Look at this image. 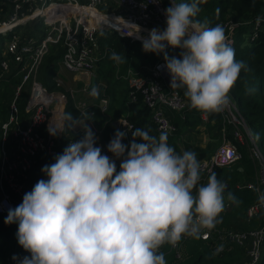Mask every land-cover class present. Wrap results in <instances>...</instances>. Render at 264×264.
Here are the masks:
<instances>
[{"label":"clouds","instance_id":"clouds-1","mask_svg":"<svg viewBox=\"0 0 264 264\" xmlns=\"http://www.w3.org/2000/svg\"><path fill=\"white\" fill-rule=\"evenodd\" d=\"M200 4L172 2L165 10L166 28L137 38L146 53L163 55L170 87L183 89L192 109L209 114L229 104L247 66L236 59L222 25L193 22ZM169 48L180 49L179 57L170 56ZM110 59L124 62L115 51ZM98 91L93 87L90 94ZM65 120L78 125L80 117L66 113ZM48 131L60 133L52 125ZM83 131L82 139L42 168L47 179L9 209L5 223L18 225L17 241L30 254L14 255L16 264H167L159 251L163 245L175 247L184 237L206 238L220 222L226 185L215 172L201 184L196 153L178 154L167 133L157 137L137 128L126 145L128 132L117 129L107 145L112 159L96 146L88 124ZM228 199L239 203L231 193ZM257 200L264 206V193Z\"/></svg>","mask_w":264,"mask_h":264},{"label":"built area","instance_id":"built-area-1","mask_svg":"<svg viewBox=\"0 0 264 264\" xmlns=\"http://www.w3.org/2000/svg\"><path fill=\"white\" fill-rule=\"evenodd\" d=\"M165 0H10L8 8L0 16V80L16 78L14 97L9 105L8 118L2 123L0 141V217L5 220L10 208L22 203L24 194L30 192L41 179H47L42 172L45 165L55 162L62 154V148L81 139V125H70L65 120L68 107L72 104L74 118L89 119L95 112L77 98L87 93L97 77L100 63L106 59L111 47H102L101 39L115 35L130 43H142L137 37L147 38L153 28H166ZM195 23V22H194ZM197 24V23H195ZM249 24V23H248ZM241 24L233 19L224 27L229 33L227 43H233L234 30ZM264 25V16L251 23L250 32L245 35L243 47H251L257 39L258 31ZM224 28V29H225ZM2 42V44H1ZM170 56L179 57L180 49L169 48ZM60 55L51 63L53 88L41 80L43 61ZM58 69L52 73V68ZM61 72L74 76L66 92L65 81L58 79ZM84 75L87 86L81 88L76 77ZM117 80L128 84V100L142 104L150 110V124L157 131L174 137L179 128L168 113L181 115L189 107L183 89H172L171 78L165 67L163 55L152 65L140 66L118 73ZM28 95L24 112H21V98ZM99 109L106 115L110 101L103 92ZM88 114V115H86ZM221 121L217 123L221 144L208 158L197 159L201 163V184H206L209 175L220 169L231 168L240 162L245 153L254 169V179L240 178L231 187L226 181V192L233 189L250 190L255 194L254 201L246 211L238 216L245 224L256 223L251 230H232L222 223L232 212L234 205L226 204L220 222L206 238L200 240L212 244L216 253L228 252L237 248L240 260L236 264H261L264 251V206L258 203L259 193H264V152L252 134L246 119L236 104L229 98V104L220 111ZM207 114H201L200 126L209 124ZM92 125V123H90ZM49 125L60 133L49 134ZM117 129L128 132L131 139L134 125L126 118L116 121ZM110 142V141H109ZM107 143V145L109 144ZM106 145V151H108ZM194 148L191 147L190 151ZM110 156V153H106ZM17 233L18 225L11 224ZM193 238L184 237L173 247H167L180 260L183 246ZM17 246L19 243L17 241ZM222 246V247H220ZM219 247V251H217ZM30 255L14 248L8 264H16L13 256Z\"/></svg>","mask_w":264,"mask_h":264},{"label":"trees","instance_id":"trees-1","mask_svg":"<svg viewBox=\"0 0 264 264\" xmlns=\"http://www.w3.org/2000/svg\"><path fill=\"white\" fill-rule=\"evenodd\" d=\"M4 0H0V16L3 15L10 0H5L8 3H4ZM171 3L189 2V0H170ZM171 3L166 2V7H170ZM4 9V13L1 10ZM218 10V11H217ZM264 16V0H201L200 12L193 18V22L200 24L204 21L208 22L209 27L216 25H224L231 19L241 25L234 30L233 43L229 44L235 50L236 59L243 61L246 64V70H242L240 77L233 87L230 93V99L236 104L240 113L244 116L247 124L253 133L260 148L264 152V25L258 31L256 41L251 47H243L245 35L250 32L251 23H254L257 19ZM249 23V24H248ZM225 28V27H224ZM226 35L229 33L225 28ZM102 47H111V50L122 55L124 57V67L122 73L127 71L130 66L136 69L140 66L152 65L159 61L161 55L155 53H146L145 51L135 52L130 42L127 39H123L118 35L110 38L101 39ZM111 51L103 63H113L111 65V71L104 72L102 75L105 79L113 81V72L119 64L115 65L112 59H110ZM139 51V50H138ZM1 52V50H0ZM138 56L137 60L134 58V54ZM57 56H51L47 58L50 63L55 62L59 58ZM115 79V78H114ZM42 82L47 86H50L52 75L47 73ZM18 80L16 78H9L8 80H0V141L2 137L1 125L8 118L9 105L14 97V87L17 85ZM121 81L117 80L112 82V87L115 88ZM13 86V87H12ZM110 91V88H109ZM108 91V92H109ZM28 95L23 94L21 98V112H24L25 104ZM115 111L112 113L115 121L120 118L126 117L133 125L134 128H142L149 133V135L159 136L157 131L150 124V110L142 104V100L139 97L137 103H132L128 100V97L123 101H119L118 98H114V104L110 106L109 111ZM109 113V112H108ZM203 112L194 110L190 106L184 111L183 120L174 119L173 121L179 128V123L183 122L185 128H195L201 122V114ZM210 122H220V112H214L208 114ZM182 120V121H181ZM114 121V122H115ZM116 130L110 126L106 130V139L111 141L114 137ZM181 132H177L174 137L179 138ZM176 138H169L168 144L172 146L176 151L178 149L175 141ZM131 140L125 138L123 143L128 145ZM193 148V147H192ZM62 148V153H63ZM193 152L198 155L200 159L208 158L210 155L206 151L195 148ZM243 168L244 172H240L239 168ZM119 170V165H117ZM228 171L220 169L217 172L218 176H221L222 182H227L231 187L244 175L246 180L254 179V169L251 162L247 159L245 153L240 162L234 165ZM231 193L238 198L239 203L235 204L228 199V194ZM255 194L250 190H237L233 189L230 192L224 193V205L231 204L234 208L230 215L222 223L223 227H227L232 230H251L256 228L257 224H245L242 223L237 216L241 212L246 211L249 205L254 201ZM17 243L15 228L5 223V219L0 217V264H8L11 251L15 248ZM240 260L239 252L237 248H233L231 251L216 253L212 244H208L202 240L193 239L185 246L182 259L178 260L173 253V257L167 264H236ZM261 264H264V251Z\"/></svg>","mask_w":264,"mask_h":264},{"label":"crops","instance_id":"crops-1","mask_svg":"<svg viewBox=\"0 0 264 264\" xmlns=\"http://www.w3.org/2000/svg\"><path fill=\"white\" fill-rule=\"evenodd\" d=\"M0 50H1V52H0V57H1L3 49L0 48ZM100 68H101V65H100ZM100 68H99V70H100ZM99 70L97 71V77H96L95 83L94 84L91 83V87L89 88L87 93H81V95H78L79 98H77L78 100L81 101L82 104L86 103L87 107L91 109V112H95V115L91 116V118H89V119L81 118V121H79L78 125H81V131L83 130L84 126L87 124L89 127H91L92 131L94 132V134L97 138L96 139V146L100 147L102 149V154L106 155V153H109L108 151H106V145L109 142L106 139L107 127L110 126V127L114 128L115 130H117V125H116V121L113 119V116H112V113L115 112L114 110L112 112L109 111V113H107L106 115L101 114V110L99 109L101 96H102L103 92L105 91L106 96H108V98H109L110 106H112L114 104L115 96H116V98H118L119 101H123L124 99H126V97H128L129 88H128L127 83L125 85L123 83H119L117 85V87H115V88H113L111 84L109 86L107 79H105V80L102 79ZM48 73H49V71H48ZM83 77L86 79L87 82L84 86H81V82L78 83V86H80L81 88L87 86V84H88V80H87L86 76L83 75ZM72 81H70L69 84H67L65 86V88L63 89V92H66V89L68 90V88L70 86H73V84L71 83ZM50 87L53 88V81L52 80L50 81ZM93 87H97L99 89L98 94L96 96H92L90 94ZM109 88H110V91H109ZM66 113H76V111L73 109L72 104L68 107V110ZM176 116H178V118H176ZM174 118L177 120V119H180V116L178 114H175ZM93 121H95V124H96L95 128H93V125L90 124V123H93ZM180 124H182V126H183L182 130H184V136L180 135L179 138L176 139L175 143L178 147L176 152L178 154L183 153L184 151L189 150L190 147H193V148L195 147V148L202 149V150L206 151V153H208V155H211L210 150H211V145H212V142L214 139L213 137L216 136V134L213 133L214 129L218 132V135L221 138L217 123L216 122H212V123L210 122L205 127L200 126V124H199L195 128H185L183 125V122L179 123V125ZM212 125H217V126H212ZM83 136H84V132L83 133L81 132V139L83 138ZM188 136H189V138H188ZM130 140H132V138ZM109 157L112 159H115V157H112L111 153H110ZM116 163H117V165H119L120 161L116 160ZM239 171L242 173V172H244V169L240 167ZM217 177L219 180H220V178H222L221 176H218V175H217ZM241 178L245 179L244 175H242ZM187 243L184 244V246H183V252H184V249H185V246L187 245ZM165 250H170V249L168 248Z\"/></svg>","mask_w":264,"mask_h":264},{"label":"rangeland","instance_id":"rangeland-1","mask_svg":"<svg viewBox=\"0 0 264 264\" xmlns=\"http://www.w3.org/2000/svg\"><path fill=\"white\" fill-rule=\"evenodd\" d=\"M166 2H169V3H171V1L170 0H165ZM4 3H8V2H6L5 0L3 1ZM1 44H2V42H1ZM131 45H132V47L135 49V52H141V51H144L143 50V44L142 43H138V42H136V43H130ZM139 50V51H138ZM134 56V58H135V60H137V58H138V56H136V53L133 55ZM104 64V66L102 65L101 66V68H100V70H99V72H100V75H101V77H102V79H104L105 80V77L102 75V73H104V72H108V71H111V70H113V69H111V65L110 64H112V66H114V64L113 63H110V64H107L106 62L105 63H103ZM115 65H116V63H115ZM123 67H124V64L123 63H120L119 64V66H118V68H117V66H116V68H115V70H114V72H113V81H117V76H118V73H122V69H123ZM50 68H51V63L50 62H48L47 61V59H45L44 61H43V64H42V67H41V74H40V77H44L47 73H48V71L50 72ZM128 69H136L135 67H133V66H130ZM52 73H56L57 71H58V69H56V68H52ZM73 78H74V76L72 75V74H69V73H66V72H61L59 75H58V79H61V80H63V81H65V83L66 84H69V82L70 81H72L73 80ZM80 82H81V86H84L85 84H86V79L83 77V75H81V76H77L76 77ZM115 78V79H114ZM107 81H108V83H109V86H110V84L112 85V80H110V79H107ZM79 82V83H80ZM44 83V82H43ZM121 83H123L124 85L126 84V82L124 81V80H122L121 81ZM13 87V86H12ZM175 114H178V113H174V112H171V113H168V115H170L171 116V118H173V120L175 119L174 118V115ZM180 117H181V115L180 114H178ZM100 118V117H99ZM176 118H178V116H176ZM182 118V117H181ZM101 119V118H100ZM92 125H93V128H95V126H96V124H95V121H93V123H92ZM212 126H217V125H212ZM182 128H183V126H182V124H180V126H179V132H181V135L182 136H184V130H182ZM213 133L214 134H216V136H214L213 138V142H212V145H211V150H210V152H211V154H213L214 152H215V150L220 146V144H221V138L219 137V135H218V132L214 129L213 130ZM253 134V133H252ZM172 138V137H171ZM173 138H176V137H173ZM188 138H189V136H188ZM177 139V138H176ZM191 150V147H190V149L189 150H187V151H190ZM229 169H225L224 171H228ZM238 217V216H237ZM15 248H19V250H21V251H24V249L21 247V246H17V243H16V246H15ZM166 249H168V247L166 248ZM163 253H164V255H165V259H166V262L168 263L170 260H171V258L173 257V252L172 251H170V250H164L163 251Z\"/></svg>","mask_w":264,"mask_h":264},{"label":"water","instance_id":"water-1","mask_svg":"<svg viewBox=\"0 0 264 264\" xmlns=\"http://www.w3.org/2000/svg\"><path fill=\"white\" fill-rule=\"evenodd\" d=\"M92 82H93V84L95 83V78H93V81Z\"/></svg>","mask_w":264,"mask_h":264}]
</instances>
